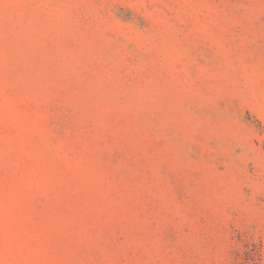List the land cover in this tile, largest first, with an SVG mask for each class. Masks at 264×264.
<instances>
[{
  "label": "rangeland",
  "instance_id": "374dc122",
  "mask_svg": "<svg viewBox=\"0 0 264 264\" xmlns=\"http://www.w3.org/2000/svg\"><path fill=\"white\" fill-rule=\"evenodd\" d=\"M0 264H264V0H0Z\"/></svg>",
  "mask_w": 264,
  "mask_h": 264
}]
</instances>
